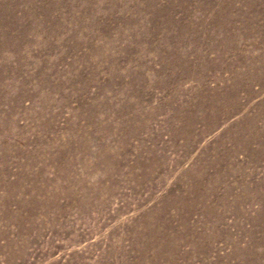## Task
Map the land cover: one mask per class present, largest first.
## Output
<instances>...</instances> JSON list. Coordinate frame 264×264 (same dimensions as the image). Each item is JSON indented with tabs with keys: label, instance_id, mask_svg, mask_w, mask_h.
Returning a JSON list of instances; mask_svg holds the SVG:
<instances>
[{
	"label": "rangeland",
	"instance_id": "obj_1",
	"mask_svg": "<svg viewBox=\"0 0 264 264\" xmlns=\"http://www.w3.org/2000/svg\"><path fill=\"white\" fill-rule=\"evenodd\" d=\"M0 264H264V0H0Z\"/></svg>",
	"mask_w": 264,
	"mask_h": 264
}]
</instances>
